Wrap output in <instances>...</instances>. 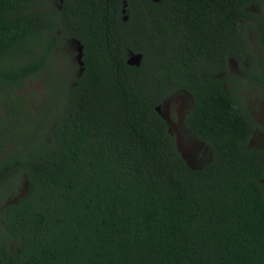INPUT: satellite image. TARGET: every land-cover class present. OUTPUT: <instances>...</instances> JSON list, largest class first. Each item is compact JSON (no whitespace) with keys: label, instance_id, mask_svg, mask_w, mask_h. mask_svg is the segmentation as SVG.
I'll return each instance as SVG.
<instances>
[{"label":"trees","instance_id":"obj_1","mask_svg":"<svg viewBox=\"0 0 264 264\" xmlns=\"http://www.w3.org/2000/svg\"><path fill=\"white\" fill-rule=\"evenodd\" d=\"M58 1L0 0V264H264L247 103L264 91V0ZM71 39L81 71L54 75ZM233 58L241 74L223 76ZM35 79L32 110L19 91ZM179 93L208 149L196 167L158 110Z\"/></svg>","mask_w":264,"mask_h":264},{"label":"rangeland","instance_id":"obj_2","mask_svg":"<svg viewBox=\"0 0 264 264\" xmlns=\"http://www.w3.org/2000/svg\"><path fill=\"white\" fill-rule=\"evenodd\" d=\"M51 1L54 6H60L58 0ZM254 9H257V7H254ZM248 41L250 49L252 48V53L256 54L257 60H259L261 50L256 45V36L252 29L248 31ZM54 60L56 65L55 70H57L53 72L54 75L66 74L67 65L72 63H76L77 69L81 71V45L76 40H68L61 50L55 53ZM139 61L140 55L130 54L129 62L131 64H138ZM247 64L246 62L245 65ZM240 71L239 61L233 58L230 62L229 71L223 76H239L241 74ZM65 77L67 78V76ZM44 91L45 89L41 80L35 79L29 82L19 93L28 97L30 109L35 110L43 101ZM247 103L257 124L260 125V128L253 136L252 143L258 147H264V91L258 88L252 89L247 94ZM190 105L191 96L187 93H179L164 101L158 110L169 123L170 131L176 137L183 158L190 166L196 167L208 160V151L203 143L194 139L190 131L182 123L183 115ZM173 115L177 117L176 120L173 119ZM24 190L25 184H23L20 191L23 192Z\"/></svg>","mask_w":264,"mask_h":264},{"label":"flooded vegetation","instance_id":"obj_3","mask_svg":"<svg viewBox=\"0 0 264 264\" xmlns=\"http://www.w3.org/2000/svg\"><path fill=\"white\" fill-rule=\"evenodd\" d=\"M192 107H193V99L191 98V105H190V107L185 111V113H184V115H183V118H182V123H183V125L187 128V130L190 131V133H191L192 136L194 137L192 131H191L190 128L187 126L186 121H185V119H186V114H188V112L192 109ZM205 148L207 149L206 146H205ZM207 150H208V149H207Z\"/></svg>","mask_w":264,"mask_h":264},{"label":"water","instance_id":"obj_4","mask_svg":"<svg viewBox=\"0 0 264 264\" xmlns=\"http://www.w3.org/2000/svg\"><path fill=\"white\" fill-rule=\"evenodd\" d=\"M138 55H140V54H138ZM140 59H141V55H140ZM129 62V61H128ZM130 63V62H129ZM139 63V62H138ZM81 64H82V62H81Z\"/></svg>","mask_w":264,"mask_h":264}]
</instances>
